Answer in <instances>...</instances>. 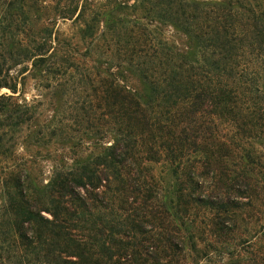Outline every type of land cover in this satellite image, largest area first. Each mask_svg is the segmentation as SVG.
<instances>
[{
	"label": "trees",
	"instance_id": "1",
	"mask_svg": "<svg viewBox=\"0 0 264 264\" xmlns=\"http://www.w3.org/2000/svg\"><path fill=\"white\" fill-rule=\"evenodd\" d=\"M2 89L33 263L264 264V0H0Z\"/></svg>",
	"mask_w": 264,
	"mask_h": 264
},
{
	"label": "rangeland",
	"instance_id": "2",
	"mask_svg": "<svg viewBox=\"0 0 264 264\" xmlns=\"http://www.w3.org/2000/svg\"><path fill=\"white\" fill-rule=\"evenodd\" d=\"M60 27L64 29L66 28V25H60ZM0 93H9V91L6 89H2ZM36 94L37 92L35 90L28 89L26 93V98L30 101ZM14 164H26V166L35 173V171H37V164H41V162H39V157L35 156V147L33 145L28 148H24L20 143L14 148L11 156L6 155V158L5 156H0V182L2 179L1 169L6 165L11 166ZM47 171L48 168H45V175L48 174ZM1 186L2 184L0 183V214L1 206L3 205V202L5 200ZM14 250L17 251V255H14L12 253ZM218 259L219 258L216 255H213L210 258H204L203 260L199 261L198 264H221ZM33 261L34 254L29 255V253H25L22 249L18 250L14 241V235L13 233H11L10 229H8L7 233H5L4 235H0V264H29V262H31V264H36L33 263Z\"/></svg>",
	"mask_w": 264,
	"mask_h": 264
}]
</instances>
